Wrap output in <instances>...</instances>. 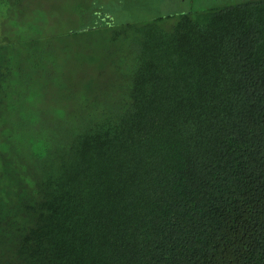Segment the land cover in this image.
<instances>
[{
    "label": "trees",
    "instance_id": "trees-1",
    "mask_svg": "<svg viewBox=\"0 0 264 264\" xmlns=\"http://www.w3.org/2000/svg\"><path fill=\"white\" fill-rule=\"evenodd\" d=\"M111 30L133 44L104 99L3 136L0 264H264V0Z\"/></svg>",
    "mask_w": 264,
    "mask_h": 264
},
{
    "label": "rangeland",
    "instance_id": "rangeland-1",
    "mask_svg": "<svg viewBox=\"0 0 264 264\" xmlns=\"http://www.w3.org/2000/svg\"><path fill=\"white\" fill-rule=\"evenodd\" d=\"M95 6L113 19L106 24L99 18L95 29L89 30V9ZM206 6L205 0H0V58L11 72L10 89L0 102V150H8L3 136L20 113L36 111L52 122L61 114L59 108L72 118L86 110L87 100L104 99L113 82H119L115 61L123 60L133 44L123 35L115 39L112 26ZM45 10L49 26H44ZM81 26L83 32L75 33ZM70 28L74 29L67 32ZM9 183L0 157V196L6 195Z\"/></svg>",
    "mask_w": 264,
    "mask_h": 264
},
{
    "label": "flooded vegetation",
    "instance_id": "flooded-vegetation-1",
    "mask_svg": "<svg viewBox=\"0 0 264 264\" xmlns=\"http://www.w3.org/2000/svg\"><path fill=\"white\" fill-rule=\"evenodd\" d=\"M221 1H228V0H205L207 5H209L210 3H216V2H221Z\"/></svg>",
    "mask_w": 264,
    "mask_h": 264
}]
</instances>
